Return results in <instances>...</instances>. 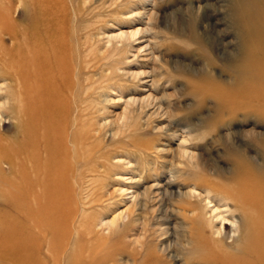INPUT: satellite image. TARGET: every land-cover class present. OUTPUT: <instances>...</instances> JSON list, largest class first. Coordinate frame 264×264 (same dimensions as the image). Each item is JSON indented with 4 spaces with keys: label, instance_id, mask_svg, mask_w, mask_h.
Masks as SVG:
<instances>
[{
    "label": "bare ground",
    "instance_id": "bare-ground-1",
    "mask_svg": "<svg viewBox=\"0 0 264 264\" xmlns=\"http://www.w3.org/2000/svg\"><path fill=\"white\" fill-rule=\"evenodd\" d=\"M56 2L57 0H0V67L7 70L4 72V74H6L4 77L6 85H0V122L5 118H11L15 121L16 129V134L13 136H9L7 133L8 136H4L0 128V264H117L115 263L116 255L120 253V249L109 246L110 236H112V234H107L106 237L105 234L96 230V218L91 214L94 213L97 215L99 211H96L97 213H89L91 211L90 209L94 208L96 204L101 201V197L98 195L100 198L96 197L94 199L97 194L96 190L92 189V183L90 185L92 188L88 190V193L86 192V195L82 194L83 189H81L84 183H86V179L92 176L91 173L97 172L98 166H104L99 162L102 158V154H99L92 145L99 136L97 135L96 137L93 134L97 129L94 126L96 124L93 123L94 125H92L90 123L94 114L91 108L92 104H90L94 99L90 96L93 88H89L90 85L88 88L87 86H82L79 79V75L83 73V65L89 67L93 61L87 60L89 55H86V59L82 57V45L79 41L81 36H79V39L77 38L79 41L77 44L68 41V37H66L65 34L67 31L64 29V18L62 19L61 17L64 13H60V9L57 11L53 7ZM232 5L233 4H231V6ZM20 6L21 8L25 7L24 10L28 13V15L26 14L27 18H24L26 21H21L22 18L21 20L19 18L21 14L17 13V11ZM61 6L66 7V5ZM242 8L244 9V6ZM153 9H155V7ZM246 9L247 11H244L245 13L243 12L244 15L239 21L244 24L240 31V41L241 51L243 53L249 51V55L246 59L248 65L245 66L240 76L237 75L236 78H234L235 81H233L238 84L236 85L234 83L236 86L233 89L229 88L230 90H226L228 86L226 87L225 85L228 84H225L223 81L225 85H222L225 86L226 89H222L223 86H221L220 91H218V93L216 92V95L213 94V96L215 95L214 97L222 101L223 109H221L223 111H232V113L234 112L233 114L241 111L248 116L258 115L264 121V0H257L252 4L250 9L249 7ZM193 13L195 15V12ZM100 14L98 16H100ZM234 14H236V10ZM153 16H155V14H150L148 20L152 21ZM208 16L209 15H207V18ZM89 21L90 20H88V22ZM93 21L91 22L93 23ZM81 22L78 23L83 24V22ZM98 22L100 23V21ZM98 22L96 21L97 24H99ZM86 24L88 25L87 22ZM86 24L83 28L87 26ZM93 24H91L92 27ZM197 24H199V22ZM211 24L212 23H210V25ZM67 25H69V23H67ZM149 25L148 23V26ZM148 26L144 29H138L137 31L124 32L121 34L117 33L119 35L115 34L116 36L114 35L113 38L125 40L126 45L133 48V42L136 40L137 36L149 31ZM69 27H71V25H69ZM175 28L176 27H174V29ZM81 31L78 34L83 32ZM182 32H184V30ZM98 33H100V31H98ZM98 33L96 36H98ZM170 33L172 32H169L168 36ZM86 34L88 35V33ZM197 34L195 35L196 39L199 38L196 37ZM179 35L180 34L177 35L176 39H179ZM170 37L172 36L170 35ZM184 37L186 36L184 35ZM203 37H201V39ZM192 39L195 40L194 38ZM203 41L205 40L203 39ZM203 41L200 42L199 40L198 42L202 45ZM208 42L207 40V43ZM85 44H87V42ZM197 44L195 43L196 46H198ZM148 45L145 44L143 48H148ZM201 45L199 47H201ZM204 45L202 47H204ZM85 51L83 52L84 54ZM89 52L88 50L87 53ZM95 53L94 51L93 54ZM199 53L202 54V52ZM204 54L203 56L207 53ZM72 55H74L76 59H74ZM96 56H98L97 53ZM209 56H211V53L208 57ZM97 58L95 57V59ZM211 58L212 57H210V59ZM104 60L107 61L106 58ZM165 65L168 66L167 64ZM204 65L205 61L203 66ZM124 70L125 69H123V71ZM150 73L143 71L138 74L136 73L135 76L137 79L144 75H149ZM85 75L86 74H84V78ZM169 75L171 74L169 73ZM115 77L117 76L111 72L110 75H105L104 79L111 81ZM83 79L81 81H87ZM96 82L98 83V80ZM92 84L94 85V80ZM194 85H192V87L189 86V88L195 89V87H193ZM197 86L198 84L196 88ZM215 86L217 85H214L213 90L216 91L217 88H215ZM204 88H206V85ZM155 89L157 90V88ZM193 89L192 91H194ZM201 89L202 88L197 91L199 94L201 93ZM213 90H210V93ZM195 94L197 95V93ZM109 95L112 94L109 92ZM196 95L194 96L197 97ZM204 95H206V93ZM90 97L92 99L91 101ZM103 97L106 98V96ZM200 97L203 96L201 95ZM151 103V95L145 98H129L126 100V110L119 119L122 121L127 120L130 113L134 111L146 113L147 107ZM100 108H102V106H100ZM158 110H161V108L159 107ZM220 113L222 112L220 111ZM164 114L166 113H163V116ZM218 119L220 120V118ZM222 122H224V120ZM99 123L100 122L97 124ZM111 125L110 123L109 126ZM184 127H182L183 131ZM112 130H114V128ZM159 131L162 133V130ZM176 131L178 132V130ZM177 132H174L175 134L172 135L173 138L180 135L177 134ZM183 133H181V135H184L181 136L183 140L178 144L177 149L171 147L173 145L172 139H168L167 141H163L166 146L160 147L161 149H157L156 151L160 155L172 154L173 159L168 160V163L171 165L169 168L171 179L174 180L185 178L186 175L181 173L180 170L183 171L187 166H199L204 160L202 155L195 153L191 148L195 145L194 142H192V130L189 129ZM137 135L135 137H138ZM141 136L138 137L139 140ZM98 139L102 138L98 137ZM129 139L133 140L134 137ZM260 139L262 140V146L259 144V147L257 144L259 148L257 151V158L263 161L262 165L257 162L256 166L253 157L241 152L237 153V155H244L253 169H247V171L241 174H233V172L229 175L226 174L223 182V179L221 182L210 179V175L208 178L199 179L197 177L194 183L188 185V190L182 191L181 188L178 190V194L177 192L171 191L169 187L165 189V195L169 196L171 201H174V199L178 197V203H182L179 210L183 217L180 225H175L173 227L175 233H177V229L183 227L185 238L184 245L178 243L181 254L178 258L179 264H264V135H260L259 140ZM122 140L123 139H121V141ZM117 141L119 142L120 140ZM134 142L135 141H133V143ZM115 144H117L116 141L114 144L112 143V146H115ZM158 144L156 145L158 146ZM104 146H106V144ZM109 146H107V148ZM224 151L225 149L222 152ZM112 152H114V150ZM108 157L110 158V156ZM144 157H146V155H144ZM228 159L227 162L230 163ZM109 160L111 161V158ZM144 160L147 159L144 158ZM217 160L218 159H216V161L206 159L204 161L205 164L207 163L206 165L212 167L213 172L224 173L223 168L217 164ZM246 163L244 162V164ZM136 166H138V164ZM234 167L237 168L236 165ZM156 170L158 171V169ZM238 171H240V169ZM110 172L111 171H109V173ZM139 172L141 171L139 170ZM109 173L107 172L108 175H110ZM136 174L138 175V173ZM146 175H150V173ZM101 176L102 175H100V177ZM158 177H160V175ZM103 179H105V177ZM130 179L131 182H135L133 178ZM94 184H96V182ZM98 186L100 185L97 184V187ZM153 187L154 186L145 188L144 198L147 200L148 196L152 193ZM84 189L87 190L88 188ZM105 195L104 198L106 197ZM88 210L90 211L88 212ZM123 218L124 216L117 217L112 223L111 228L113 230H119L122 227L121 220H123ZM227 226H229V231L226 230ZM162 251V255L156 251L139 253L140 256H142V262L140 263L137 262L139 258L137 254H133L134 258L133 261L131 260L133 262L131 264H172L171 260L174 262L175 257L170 254L169 247L164 246ZM120 257H123V255Z\"/></svg>",
    "mask_w": 264,
    "mask_h": 264
},
{
    "label": "rangeland",
    "instance_id": "rangeland-1",
    "mask_svg": "<svg viewBox=\"0 0 264 264\" xmlns=\"http://www.w3.org/2000/svg\"><path fill=\"white\" fill-rule=\"evenodd\" d=\"M62 1L57 0L56 4H54L53 7L57 11L60 9L59 10L60 13L62 12L64 13V14L62 13L63 15L61 17L62 19L64 18V22H63L65 25L64 29L67 31L65 32V34L66 37H68L67 38L68 41L73 42V44H77L80 41V44L82 45V52H81L82 57L86 59V57L89 55L87 57V60L93 61V63L89 67H85V65H83L82 67L83 73L79 75V79L82 86H87L88 88V86L90 85L89 88L91 87L93 88L91 92L92 94L90 93V96L92 97V99L93 98L94 99L93 102L90 103L92 104V106L90 104L89 105L91 106L94 114L91 118V120L92 119L93 120L92 122L90 120V123L92 125L96 124L94 126L97 128L96 129L97 131L95 130L96 134L95 132H93V134L96 137L97 135H99L98 137L102 138V139H98L97 137V140H95L92 145L94 149L99 152V154H102V158L99 160V162L104 166L103 167L98 166L97 170L99 172L96 170L98 173L97 172L91 173L92 176H89L86 179V183H84L83 187L88 188L87 190H85L83 187L81 188L83 189L82 194L86 195V192L88 193V190L92 188L90 186L92 183L93 185L92 189L93 190L95 189L97 194L94 197V199L96 197L98 198L99 196L101 197V198L99 197L101 201L98 204H96L94 208H92L93 210L92 209H90L91 211L88 210V212L90 211L89 212L90 214L92 212L97 213L99 211L97 215L94 213L91 214L96 218L95 219L96 230L100 233L105 234L106 237L107 234L108 235H110V233L112 234V236H110L111 239L109 242V246L117 247L120 249V253H119L120 255L119 254L116 255L115 263L117 264L133 263L132 262L134 258L133 254H137V257H139L137 262L140 263L142 262V256H140L139 253L141 252L144 253L145 251L146 252L156 251L160 255H162L163 252L162 248L164 246L169 247L170 254L174 255V257L176 258V259L174 258V262L173 260H171V263L179 264L178 258L181 254L179 248L180 246H178V243L184 245L185 238L183 234L184 233L183 227L177 229V233L174 232L173 227L175 225H180L181 219L183 217L181 211L179 210V208L182 206V203L181 204L178 203L177 201L178 197H176L174 201H171L170 197L165 195V189L169 187L171 191L175 193L177 192L178 194L179 193L178 190H180L181 188L182 191L188 190V185L194 183L197 177L199 179L208 178L210 175L209 177L210 179L219 182H221V180L223 179L222 180L223 182L225 180L226 174L229 175L231 172H233V174L234 173L241 174L247 171V169L250 170L253 169L252 166L248 163L247 158L242 154L237 155V153L244 152L246 155L253 157L256 166H257V162L261 165L263 164V161L258 160L259 158H257V154H258L257 151L259 149L257 144L258 145L260 144L262 146L261 143L262 140L261 139L259 140V136L264 135L263 119L260 118V116L258 115L248 116L246 113H243L241 111L235 112V114H233L234 112L232 113V111H223L222 101L221 100L219 101L216 97H214L216 95L215 93L216 92L218 93V91H220L221 89V86L225 85L226 83L228 84L225 85L226 87L228 86L227 89L225 86H223L222 89L224 90L233 89L238 84L237 82H234L235 81L234 78H236L237 75L240 76L241 72L244 71L245 66L248 65L246 59L247 56L249 55L248 54L249 51H247V53H243L241 51L240 31L241 28H243L242 26L244 24L239 20H241L240 18L243 17L244 15L243 12L247 11L246 8L249 7L250 9L252 4L255 3L257 0H253V1L252 0H152V1L151 0H140V1L139 0H97V1L96 0H67V1L65 0L66 2L64 0ZM147 1L150 3H148ZM58 4L66 5V7L61 5L59 6ZM231 4L233 5L231 6ZM153 6L155 7V9H153L154 8ZM243 6L244 9L242 8ZM24 8L23 7L21 8L20 6L19 10L17 11V13L21 14V16L19 17L20 20L22 18L21 21L23 20L26 21L24 18L25 17L27 18L28 15V13L25 12L26 10H24ZM204 8L207 9L205 10ZM235 10H236V14H234ZM193 12H195V15ZM99 14L100 16H98ZM150 14H155L156 16V17L153 16L152 21L148 20L150 18ZM207 15H209L208 18ZM87 17H91L92 19ZM88 20L90 21L88 22ZM81 21L83 22V24L78 23ZM91 21H93V23H96V21L97 22L100 21V23L98 22L99 24L97 23L93 24ZM86 22L88 23V25L86 24ZM151 22H152V27H151ZM198 22L199 24H197ZM67 23H69L71 27H69ZM148 23L150 24L149 26ZM210 23H212L213 25L212 24L210 25ZM85 24L88 27L85 26L83 28ZM91 24H93V27ZM147 26L149 27V31H147L145 34H140L137 36L136 40L133 42V46H134L133 48L128 47L125 43V40L113 38L115 34L119 35L124 32L128 33L130 31H137L138 29H144ZM174 27L176 28L174 29ZM95 30L97 33L98 31H100V33L102 34L98 33V36H96L97 33L95 32ZM183 30L185 33L182 32ZM80 31L82 33L78 34L80 33ZM195 31L196 34L198 33L196 37L197 38L199 37L200 39L195 38L196 35ZM169 32L173 33V35L172 33H170L172 37H170V35L168 36ZM86 33H88V35ZM178 34H180L179 39L178 38L176 39ZM184 35L186 37H184ZM79 36H81V38ZM200 36L201 37L204 36V37L201 39ZM77 38L78 39L80 38L81 40L79 39L78 41ZM192 38H194L195 40H193ZM203 39L205 41H203ZM192 40L195 42H193ZM196 40L198 41L200 40V42L203 41L202 45ZM207 40L209 41L208 42L209 45L207 43ZM85 41L87 42V44H85L86 43ZM195 43L196 44L198 43L197 44L198 46H196ZM145 44L146 45L149 44L148 48L146 49L143 48ZM194 45L196 48L194 47ZM200 45L201 47H199ZM203 45L204 47H202ZM88 50L90 51L89 52L90 54L87 53ZM84 51L85 54L83 53ZM94 51L97 53L99 57L96 56V53L93 54ZM224 51L225 52L227 51L228 53L227 52L225 53ZM199 52H202V54ZM204 53L207 54L205 55ZM210 53L211 56L208 57ZM203 54L205 56H203ZM72 56L74 59H76L74 55ZM95 57L98 58L95 59ZM210 57L212 58L210 59ZM105 58L107 61L104 60ZM204 61H205V65L203 66ZM165 64H167L168 66H166ZM123 69L125 70L123 71ZM5 71L7 70L0 67V85L3 84L4 86L6 85V81L4 80L5 79L4 77L6 75L4 74ZM143 71L146 73L151 72L152 74L150 73L149 75H144L136 79L135 76L136 73L138 74ZM111 72H113L117 77H115L111 81L104 79V76L110 75ZM169 73L171 75H169ZM84 74H86L85 78H84ZM82 79L87 81L86 82L81 81ZM93 80H94V85L92 84ZM95 80L96 81L98 80V83ZM223 81L225 82V84L223 83ZM189 83H194L195 85ZM197 84L198 86L196 88ZM192 85H194L193 87H195V89L189 88V86L192 87ZM205 85L206 88H204ZM214 85H217L215 86V88H217L216 91L213 90ZM162 87L164 88L166 87V88L164 89ZM199 87L202 88L200 90L201 92L200 94L197 92L200 89ZM155 88H157V90ZM192 89L194 91H192ZM210 90H213L211 92L212 94L210 93ZM109 92L112 95H109ZM193 92L197 93V95ZM102 93H104L105 95ZM205 93L206 95H204ZM213 94L215 95L213 96ZM149 95L152 96V103L148 105L146 113L134 111L130 113L127 120L122 121L119 119L126 110L125 108L127 106L126 100L133 97L145 98L148 97ZM194 95H196L197 97L199 96L198 99ZM201 95L203 97H200ZM103 96H106V98ZM91 97H90V101L92 100ZM100 106H102V108H100ZM159 107L161 108V110H158ZM220 111L222 113H220ZM163 113L166 114H164L163 116ZM218 118H220V120ZM96 120L97 123L98 122L100 123L97 124ZM223 120L224 122H222ZM3 121H1L2 123L0 122V128L4 136L5 135L13 136L14 134H16L15 121L12 120L11 118H5L3 119ZM110 123L112 124L111 126H109ZM182 127H184V131L182 130L183 129ZM113 128L114 130H112ZM189 129L192 130V136H193L192 142H194L195 145L192 146L191 148L194 150V152L199 155H202L204 160L207 159V160L216 161V159H218L217 164L223 168L224 173L213 172L212 167L206 165L207 163L205 164V161L203 160L204 163L203 162L200 163L199 166L198 165H194L193 167L187 166L184 168L183 171L180 170L181 173H184L186 175L185 178L178 180L171 179V174L169 173V168L171 167V165L170 163H168V160L173 159L172 154L169 153V154L160 155L156 151L157 149H161L162 147L166 146L164 145L165 143L163 141L165 140L167 141L168 139L169 140L172 139L171 141L173 142V145L171 147L173 149H177L178 144L183 140L181 137L184 136L183 132L188 131ZM159 130H162V133ZM176 130H178L179 133ZM174 132H177V134L180 135L173 138L172 135L175 134ZM180 132L183 134L181 135ZM135 134L136 135L138 134L137 135L138 137L142 135L140 137L141 142L138 137H135L136 136ZM133 137H134L133 140L129 139ZM121 139L123 140L121 141ZM117 140H120L119 142L121 144ZM115 141L117 143L115 144V146L119 145L118 147L117 146L115 147L114 145L112 146V143L114 144ZM133 141L135 142L133 143ZM105 144L106 146H104ZM156 144H158V146ZM154 145L156 146V148ZM107 146H109L110 148L109 147L107 148ZM223 148L225 149L224 152H222L224 150ZM113 150L117 154L112 152ZM147 151L149 152L150 155L148 154ZM144 155H146V157H144ZM108 156H110L111 161L109 160L110 158ZM144 158L147 160H144ZM227 159L230 163L227 162ZM242 159H246V160H242ZM146 161L148 162L151 161V162L148 163ZM136 162H139L140 165L139 163ZM244 162L247 163L244 164ZM132 164L135 166H133ZM137 164L138 166H136ZM149 164L150 165L155 164V165L150 166ZM235 165L237 166L238 169L234 167ZM156 169H158V171ZM239 169L240 171H238ZM139 170L141 172H139ZM109 171H111L112 173L111 172L109 173ZM105 172L106 174L108 172L110 175L107 174L108 175L107 176ZM136 173H138V175ZM149 173L150 175H146ZM100 175L102 176L100 177ZM157 175L158 176L160 175V177H158ZM102 177L103 178L105 177V179H103ZM130 178H133L135 182H131ZM91 179L94 180L92 181ZM104 181L108 183L106 184ZM95 182L96 184H94ZM97 184L100 186L97 187ZM150 186H154V187L152 193L148 196V200H147L146 198H144L145 188ZM104 195L106 196L105 198ZM119 216L121 217L124 216L123 220H121L122 227L119 230H113L111 228V225L115 221V219ZM226 230L229 231V226H227ZM112 231L115 233H113ZM122 255L123 257H120Z\"/></svg>",
    "mask_w": 264,
    "mask_h": 264
}]
</instances>
